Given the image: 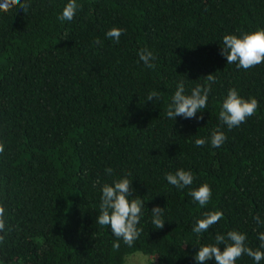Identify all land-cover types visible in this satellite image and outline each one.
<instances>
[{
  "label": "trees",
  "instance_id": "trees-1",
  "mask_svg": "<svg viewBox=\"0 0 264 264\" xmlns=\"http://www.w3.org/2000/svg\"><path fill=\"white\" fill-rule=\"evenodd\" d=\"M67 2L27 0L26 12L19 5L0 9V206L7 221L0 264H123L133 252L150 264H197L200 246L231 230L259 248L264 63L237 68L221 50L225 34L264 28V0H77L74 18L60 21ZM113 27L124 30L119 43L106 36ZM141 48L156 55L154 69L139 60ZM208 74L216 82L207 108L197 112L203 119H169L178 83L190 95ZM230 88L259 102L231 130L219 120ZM153 90L160 99L147 101ZM217 127L227 139L213 147ZM197 138L206 143L197 147ZM178 169L191 171L192 185L168 183L166 173ZM124 176L133 198L144 201L143 231L116 250L111 227L97 217L102 185ZM203 183L212 196L201 207L189 192ZM155 206L164 208L162 229L152 223ZM214 210L223 218L193 232ZM236 264L256 262L245 254Z\"/></svg>",
  "mask_w": 264,
  "mask_h": 264
},
{
  "label": "clouds",
  "instance_id": "clouds-1",
  "mask_svg": "<svg viewBox=\"0 0 264 264\" xmlns=\"http://www.w3.org/2000/svg\"><path fill=\"white\" fill-rule=\"evenodd\" d=\"M19 5L26 12L30 5L27 0H3L0 3V9L8 11L10 8ZM80 7L77 0H68L63 7L62 14L57 19L60 21H71L76 15L77 9ZM124 32L123 29L113 27L106 36L109 39L119 43V38ZM221 55L226 57L227 64L236 63L237 68L245 70L253 68L264 63V28H258L254 31L236 34H225L222 38ZM139 60L144 66L154 69L157 59L153 51L148 48H141L137 53ZM205 83L197 85L191 90V94H185L184 83L181 81L177 85V89L169 103L166 115L169 119L175 121L177 116L185 119H203V116H197V112L207 108V101L211 86L216 82L213 74L205 76ZM160 99V94L153 90L147 96V101ZM259 106V102L255 97L245 99L235 88H230L226 98L222 102L219 112V120L222 125H226L229 130L240 126L246 122L247 118L253 116ZM227 139L225 133L220 127H217L211 133V145L213 147L221 146ZM206 143L205 139L197 138L195 144L202 147ZM4 151L3 143H0V153ZM112 168H106V173L111 174ZM130 175V174H129ZM166 180L169 184L178 189H184L192 185L194 177L190 170L178 169L174 174L166 173ZM99 183V180L96 182ZM95 186V185H94ZM100 212L97 217V223L101 226H110L116 242L113 248L118 250L119 241L122 240L126 245L132 246L134 241L139 238L142 228L138 227L144 208V201L138 197L133 198L132 181L127 176L114 180L112 184L105 183L101 188ZM194 201L203 207L207 205L212 196V189L209 184L203 183L198 188L189 192ZM152 223L156 229H162L165 225L163 220L164 208L155 206L151 210ZM223 218V212L214 210L203 213V218L196 220L193 232L199 234L207 232L209 228L218 223ZM257 224H264V221L257 215L254 217ZM7 221L5 219V208L0 206V232L5 231ZM10 231V229H9ZM3 237H0L2 239ZM259 248L252 249L246 243L247 235L238 230L228 231L226 235L216 234L214 243L200 246L199 251L195 255L197 264L214 258L215 264H236V261L242 256L251 257L256 264H260L264 260V232L259 233ZM220 245H223L221 251Z\"/></svg>",
  "mask_w": 264,
  "mask_h": 264
},
{
  "label": "rangeland",
  "instance_id": "rangeland-1",
  "mask_svg": "<svg viewBox=\"0 0 264 264\" xmlns=\"http://www.w3.org/2000/svg\"><path fill=\"white\" fill-rule=\"evenodd\" d=\"M151 259L140 252H133L124 257L123 264H150Z\"/></svg>",
  "mask_w": 264,
  "mask_h": 264
}]
</instances>
